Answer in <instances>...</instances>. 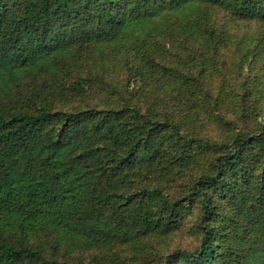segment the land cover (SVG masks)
I'll list each match as a JSON object with an SVG mask.
<instances>
[{
    "label": "trees",
    "instance_id": "16d2710c",
    "mask_svg": "<svg viewBox=\"0 0 264 264\" xmlns=\"http://www.w3.org/2000/svg\"><path fill=\"white\" fill-rule=\"evenodd\" d=\"M141 258L264 264V0H0V264Z\"/></svg>",
    "mask_w": 264,
    "mask_h": 264
},
{
    "label": "rangeland",
    "instance_id": "374dc122",
    "mask_svg": "<svg viewBox=\"0 0 264 264\" xmlns=\"http://www.w3.org/2000/svg\"><path fill=\"white\" fill-rule=\"evenodd\" d=\"M252 28V27H251ZM245 29V28H244ZM197 231L196 221L195 219H190L188 222L179 230H177L174 234L168 236L164 241L158 244V246L165 251V254L171 253L173 250L177 248H184V249H193L195 248L198 243V237L195 234ZM82 258L87 259V254L78 253ZM129 264H164V261L156 263L155 260H150V258H141L138 260L130 261ZM173 264H191L186 263L181 260Z\"/></svg>",
    "mask_w": 264,
    "mask_h": 264
}]
</instances>
